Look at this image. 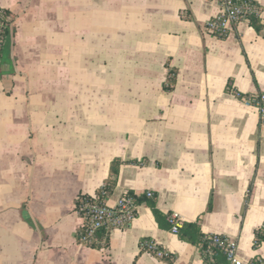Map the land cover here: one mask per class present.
Returning a JSON list of instances; mask_svg holds the SVG:
<instances>
[{"label":"crops","instance_id":"0c3cea01","mask_svg":"<svg viewBox=\"0 0 264 264\" xmlns=\"http://www.w3.org/2000/svg\"><path fill=\"white\" fill-rule=\"evenodd\" d=\"M253 1L255 18L217 36L216 0H0L14 27L0 72V264H205L145 201L103 243L80 241L77 198L95 196L113 158L105 201L152 190L162 216L264 258V127L250 101L264 91V0Z\"/></svg>","mask_w":264,"mask_h":264},{"label":"built area","instance_id":"2783aa9c","mask_svg":"<svg viewBox=\"0 0 264 264\" xmlns=\"http://www.w3.org/2000/svg\"><path fill=\"white\" fill-rule=\"evenodd\" d=\"M218 12L206 21L207 30L217 36L226 35L231 26L239 20L249 19L252 14H258L259 9L253 0H216ZM8 15L5 8L0 6V33L2 32ZM251 103L256 107L259 125L264 127V91L257 92L250 97ZM140 194L125 191L121 193L112 203L91 199H80L77 210L84 217L83 231L79 235L81 242L86 244L103 243L106 232L112 228H124L128 226L137 214L138 207L144 200H138ZM142 195L152 197V190H145ZM166 221L172 232H177L182 225L176 212L166 214ZM210 245L218 247L224 255L223 264H264V258L255 256L249 260H242L237 254V242L233 237L220 233L208 234ZM143 249L156 257L168 254L164 248H160L154 239H144L141 242Z\"/></svg>","mask_w":264,"mask_h":264},{"label":"trees","instance_id":"16d2710c","mask_svg":"<svg viewBox=\"0 0 264 264\" xmlns=\"http://www.w3.org/2000/svg\"><path fill=\"white\" fill-rule=\"evenodd\" d=\"M5 13L6 15H8V18L5 22L6 24L2 32L0 33V72L2 71L1 63H2L3 57L6 54H8L11 48L12 34L14 30V27L12 24V18L10 17L8 10H5ZM256 16H257L256 14H252L249 16V19L252 20ZM168 82L170 84L174 82V70L171 68H169L168 70ZM119 164H120V160L118 158H113L110 161L108 176L104 179L102 184L96 189V192H95L96 200H102L103 198L107 197L111 193L116 183V177L118 174ZM80 199L89 200L91 199V197L89 195L81 194L77 198V201H76L77 204L79 203ZM138 200H144L145 203L150 206L152 213L154 215V218L158 222V224H161V222L164 220L166 225L169 227V224H167V221H166V215L164 216L161 215V213L155 207L154 202L151 198H147L144 195L140 194L138 196ZM82 231H83V224L82 226L78 227L76 230L77 237H79ZM176 233L180 239L199 246L200 252H201V255H202V258L205 264H223L224 263V255H223L222 250L218 247H214L210 245L209 235L204 234L200 231L197 221L183 222ZM260 239H262L261 234L259 232H256L254 243L255 244L258 243ZM95 244L98 245L100 243H95ZM141 247L143 249L142 244H141ZM168 255L169 253L167 255H164L163 257H168Z\"/></svg>","mask_w":264,"mask_h":264}]
</instances>
